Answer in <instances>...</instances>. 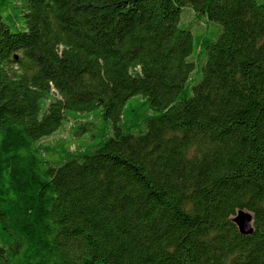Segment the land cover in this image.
Wrapping results in <instances>:
<instances>
[{
	"label": "trees",
	"instance_id": "obj_1",
	"mask_svg": "<svg viewBox=\"0 0 264 264\" xmlns=\"http://www.w3.org/2000/svg\"><path fill=\"white\" fill-rule=\"evenodd\" d=\"M0 264H264V0H0Z\"/></svg>",
	"mask_w": 264,
	"mask_h": 264
},
{
	"label": "rangeland",
	"instance_id": "obj_2",
	"mask_svg": "<svg viewBox=\"0 0 264 264\" xmlns=\"http://www.w3.org/2000/svg\"><path fill=\"white\" fill-rule=\"evenodd\" d=\"M188 11H189V9H185L182 12L181 17H179V19H180L179 20V26L180 27L190 28V30H192L194 36L197 37L200 34L204 33V30H202V27H200L196 22H194L195 21L194 18H193L194 16L193 15L190 16L188 14ZM214 26H217V24H214ZM218 26H220V25H218ZM208 34H211V35L215 36L216 32H215V30H213V31L211 30V32H209ZM191 59H194L197 62L198 54L193 55V57ZM196 66H197L196 69L192 73V77H191L192 83H190V85L195 84L197 81L200 80V77H201V69H200V67L198 65H196ZM70 126H72L71 123L67 125V128H71ZM81 126H83V125H81ZM84 137H85V135L81 136L80 140L84 139ZM55 138H57V135H54V136L50 137L48 139V141L49 142H54ZM77 142H79V141H76V143ZM52 156H56L57 157V155H55V154H52Z\"/></svg>",
	"mask_w": 264,
	"mask_h": 264
},
{
	"label": "water",
	"instance_id": "obj_3",
	"mask_svg": "<svg viewBox=\"0 0 264 264\" xmlns=\"http://www.w3.org/2000/svg\"><path fill=\"white\" fill-rule=\"evenodd\" d=\"M253 215L251 212L244 210V209H240L235 218L233 219L234 222L237 224V226L239 227V232H241L244 235H248L251 234L253 229Z\"/></svg>",
	"mask_w": 264,
	"mask_h": 264
}]
</instances>
